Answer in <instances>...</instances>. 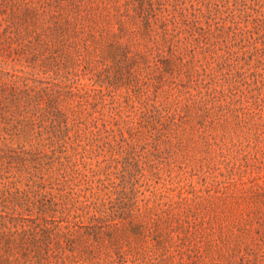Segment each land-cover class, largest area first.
<instances>
[{"label": "rangeland", "instance_id": "rangeland-1", "mask_svg": "<svg viewBox=\"0 0 264 264\" xmlns=\"http://www.w3.org/2000/svg\"><path fill=\"white\" fill-rule=\"evenodd\" d=\"M0 264H264V0H0Z\"/></svg>", "mask_w": 264, "mask_h": 264}]
</instances>
